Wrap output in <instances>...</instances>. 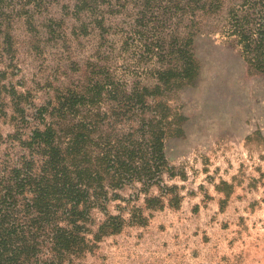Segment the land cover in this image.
Instances as JSON below:
<instances>
[{
	"label": "trees",
	"instance_id": "obj_1",
	"mask_svg": "<svg viewBox=\"0 0 264 264\" xmlns=\"http://www.w3.org/2000/svg\"><path fill=\"white\" fill-rule=\"evenodd\" d=\"M48 1L0 0V63L12 52L13 20H32ZM72 1L102 34L111 16L131 22L120 28V62L108 57L83 86L35 109L38 125L0 172V264H83L104 237L146 226L145 211L179 209L178 187L163 179L177 176L165 140L182 121L173 97L198 77L193 43L203 28L264 76V0ZM140 196L142 206L131 204ZM94 211L103 219L92 230Z\"/></svg>",
	"mask_w": 264,
	"mask_h": 264
},
{
	"label": "rangeland",
	"instance_id": "obj_2",
	"mask_svg": "<svg viewBox=\"0 0 264 264\" xmlns=\"http://www.w3.org/2000/svg\"><path fill=\"white\" fill-rule=\"evenodd\" d=\"M72 3L49 0L32 20L11 24L12 52L0 63V172L15 163L19 139L38 125L35 109L83 86L108 57L114 67L120 62V28L131 19L111 16L113 28L102 34L87 14L74 15ZM207 27L193 43L198 77L172 99L182 121L165 140L177 176L163 179L178 187L179 209L145 211L146 226L104 237L83 264H264V76ZM142 203V196L131 202ZM116 204L110 213L117 214ZM102 219L94 211L90 228Z\"/></svg>",
	"mask_w": 264,
	"mask_h": 264
}]
</instances>
